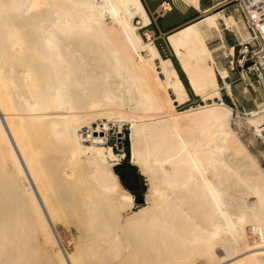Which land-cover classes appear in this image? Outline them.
I'll use <instances>...</instances> for the list:
<instances>
[{
  "label": "bare ground",
  "instance_id": "6f19581e",
  "mask_svg": "<svg viewBox=\"0 0 264 264\" xmlns=\"http://www.w3.org/2000/svg\"><path fill=\"white\" fill-rule=\"evenodd\" d=\"M180 1L218 36L220 23L249 38L243 19ZM239 1L264 43L258 0ZM149 24L141 0H0V264H264V104L222 102L228 69L193 21L166 42L203 104L175 110L189 96L151 32L142 40ZM124 123L151 199L127 217L104 147ZM58 224L76 231L72 251Z\"/></svg>",
  "mask_w": 264,
  "mask_h": 264
},
{
  "label": "rangeland",
  "instance_id": "374dc122",
  "mask_svg": "<svg viewBox=\"0 0 264 264\" xmlns=\"http://www.w3.org/2000/svg\"><path fill=\"white\" fill-rule=\"evenodd\" d=\"M147 15L150 18V24L142 29H139V34L142 37V40L147 42L145 37V32H151L150 39L153 44L156 46L157 50L160 53L162 58H169L172 60L174 67L177 69L178 75L182 80L188 96L189 101L181 106L175 105V110L182 111L190 106L195 107L197 105L203 104V102L199 99V97L195 96L191 90L189 89L186 79L183 73L180 70V67L174 58V56L168 52L167 47L168 44L166 42V38L164 36H160L158 32L162 29H171L176 26H180V24L184 22L191 21L195 18L200 16V12L193 10L191 7L184 6L180 0H141ZM162 3H166L170 7V11H167L165 14L162 15V11L158 10L159 6ZM239 0H200V7L201 11L203 8H210L213 12H219L223 9L227 11L226 15L228 16H235L238 20H242V16L239 12ZM159 19V20H158ZM192 22V21H191ZM136 23V21H135ZM241 32H244L247 35V31L242 21L239 23ZM220 29H224V27L219 24ZM233 31L236 33L235 29ZM154 32V35L152 34ZM230 34V33H229ZM231 35V34H230ZM237 35V34H236ZM233 37V36H232ZM208 46V45H207ZM217 47V44L215 45ZM236 58V51L234 52V56L229 61L233 62ZM229 66V65H228ZM231 66V63H230ZM227 81L231 84V87L235 86L234 92L237 95V91L240 89L242 93V88L245 85L252 84L254 85L255 77L252 74L245 73L244 81L239 80V75L232 71L229 73V79ZM245 84V85H244ZM248 89V88H247ZM249 95L247 94L241 96L239 98V102L244 105V109L249 110L253 108L251 103L250 97H256V102H259L261 97L263 96L262 91L260 88L257 90V93H251L250 89H248ZM222 102L226 104L229 102L225 91H222ZM237 109L243 107L241 105H236ZM235 110L236 108L233 107ZM110 132L107 134V139L105 142L104 147H111L113 152V157L108 158V160L113 163V171L114 174L118 177L122 186L132 195L133 197V204L131 208L126 209L123 213V216L127 217L130 215L132 211H138L143 206H146L147 203L151 202L150 195H149V187L148 181L146 176L142 173L140 167L132 162L129 145H130V134H131V127L129 124L124 123L120 130L117 125L111 126L109 124ZM245 135V133H244ZM246 138V136H243ZM257 150L263 151V147L261 146L260 142L256 140ZM250 149L255 152L251 146ZM261 163L264 166V159L261 158ZM57 231L61 235L64 245L67 250L72 251L74 240L77 236L76 231L71 228V234L65 231L62 225L58 224L56 226ZM219 255V253H218Z\"/></svg>",
  "mask_w": 264,
  "mask_h": 264
},
{
  "label": "built area",
  "instance_id": "2783aa9c",
  "mask_svg": "<svg viewBox=\"0 0 264 264\" xmlns=\"http://www.w3.org/2000/svg\"><path fill=\"white\" fill-rule=\"evenodd\" d=\"M256 5V19L264 23V0H258ZM249 10L250 8H243L239 5V12L246 23L249 38L239 39L236 49V58L233 62L229 61L228 65L230 67V63H232L230 72L235 71L239 75V80L241 81H244L245 73L252 74L255 77L254 85L244 84L253 94L257 93L259 88L263 93L259 102H256V97H250L251 103L255 108L256 103L264 104V43L256 39V35L259 33V27L252 18ZM229 58L231 59L232 57L229 56ZM242 93L243 95L247 94L250 96L248 90L244 93V88H242ZM227 98L229 102H226V104L231 107H236V100L231 98L230 95L227 96ZM240 109L243 110L244 108L240 107ZM257 138L264 150V126L260 127Z\"/></svg>",
  "mask_w": 264,
  "mask_h": 264
},
{
  "label": "crops",
  "instance_id": "0c3cea01",
  "mask_svg": "<svg viewBox=\"0 0 264 264\" xmlns=\"http://www.w3.org/2000/svg\"><path fill=\"white\" fill-rule=\"evenodd\" d=\"M204 10H209L207 14H212V9L203 8L202 11H204ZM216 13L222 14L224 17H228V15H226L227 11L225 9H223V10H221L219 12H216ZM203 16H204L203 14H200V16H198V18H195V19H193L191 21L192 22L193 21H197L198 25L203 29L205 42L208 45L209 49L211 50V54H212V57H213V60H214L215 67L216 68H220V69L226 68V69H228V72L230 73L229 68H228L229 67L228 66L229 56H228L227 53H223L222 51L223 50L227 51V49L230 48V47L234 48V51H236L237 43H238L239 39H238L236 33L233 30H227V29H221V36H218L216 33H214L212 31V28L207 27L203 23V20H202ZM232 17L235 18V16H233V15H232ZM235 19L238 20V18H235ZM191 21L184 22V23L180 24V26H176V27L171 28V29H162V31L160 30L158 32V34L160 36H164L166 38V35L168 33L172 32V31H174V30H176V29H178V28H180V27H182V26H184V25H186L188 23H191ZM152 34L154 35V32H152ZM221 40L223 41L222 43H223L224 47H222V48L216 47L215 45L217 44V46H218L221 43L220 42ZM167 50L170 53V55L171 54L173 55V53L171 52V49H170L169 46L167 47ZM234 88H235V86L231 87V93L232 94L230 95V97L235 99L237 104L243 106V108H244L245 106L242 105L239 102V98H238V96L240 97L242 93H241V91L239 89L237 91V95H236L235 92H234ZM226 96H229V95L226 94Z\"/></svg>",
  "mask_w": 264,
  "mask_h": 264
},
{
  "label": "trees",
  "instance_id": "16d2710c",
  "mask_svg": "<svg viewBox=\"0 0 264 264\" xmlns=\"http://www.w3.org/2000/svg\"><path fill=\"white\" fill-rule=\"evenodd\" d=\"M172 61V60H171ZM177 70V69H176Z\"/></svg>",
  "mask_w": 264,
  "mask_h": 264
}]
</instances>
